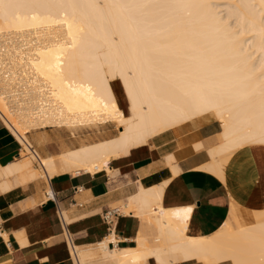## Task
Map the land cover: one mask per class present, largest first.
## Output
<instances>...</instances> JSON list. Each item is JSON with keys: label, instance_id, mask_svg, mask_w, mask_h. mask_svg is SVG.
I'll use <instances>...</instances> for the list:
<instances>
[{"label": "bare ground", "instance_id": "6f19581e", "mask_svg": "<svg viewBox=\"0 0 264 264\" xmlns=\"http://www.w3.org/2000/svg\"><path fill=\"white\" fill-rule=\"evenodd\" d=\"M207 117L220 132L202 169L227 182L230 158L248 149L264 171V0H0V121L21 146L0 165L1 193L109 172L132 148ZM110 126L115 136L55 156L30 149L41 128L76 138ZM166 183L129 198L142 222L133 247H118L113 231L70 248L74 264H264V203L202 235L187 207L162 205Z\"/></svg>", "mask_w": 264, "mask_h": 264}, {"label": "crops", "instance_id": "0c3cea01", "mask_svg": "<svg viewBox=\"0 0 264 264\" xmlns=\"http://www.w3.org/2000/svg\"><path fill=\"white\" fill-rule=\"evenodd\" d=\"M61 130L41 128L29 133L28 138L41 157L55 156L64 148L77 147L61 135ZM219 132L220 126L213 118L194 120L132 148L129 155L113 159L108 164L109 172L65 173L46 184L38 180L28 187L0 192V264H74L65 232L76 247L98 243L113 231L118 247H133L142 222L135 215L136 208L129 205V198L138 194L140 186H158L164 181L162 205L188 208L191 227L202 235L242 221L264 203L263 188L259 189L264 171L248 149L230 158L227 182L202 169L212 160L209 149L216 145ZM20 149L19 142L0 121V165L17 160ZM170 163L177 170L175 174ZM48 187L54 199L45 197ZM58 208L63 211L66 228L57 217ZM113 209L119 211V216L109 233L102 217ZM109 247L114 248V244ZM184 263L198 264H177ZM146 264L155 263L150 259Z\"/></svg>", "mask_w": 264, "mask_h": 264}, {"label": "rangeland", "instance_id": "374dc122", "mask_svg": "<svg viewBox=\"0 0 264 264\" xmlns=\"http://www.w3.org/2000/svg\"><path fill=\"white\" fill-rule=\"evenodd\" d=\"M103 130V129H102ZM62 132H61V135L62 136H65V138H68L70 141H72V143H73V145L74 146H79L80 145V143L82 142V143H91V141H92V139H93V141L92 142H94V141H98V139L99 140H101L102 138L103 139H105V138H107V136L108 137H113V136H115L116 134H117V130L113 127V126H110V127H108V128H106V129H104L103 131H105V132H103V131H93V130H86V129H83L82 131L81 130H79V132L77 131L76 132V134H75V136H76V138L74 137V138H72L70 135H69V132H67V131H65V130H61ZM86 131V132H85ZM89 131V132H88ZM83 132V133H82ZM99 132V135H97V133ZM79 133V134H78ZM93 133V134H92ZM96 133V134H95ZM102 133H104V134H106V135H102ZM109 133V134H108ZM89 134V137H91V138H89L87 135ZM108 134V135H107ZM82 135V136H81ZM85 135V136H84ZM92 135H93V137H92ZM79 136V137H78ZM96 136V137H95ZM98 136V137H97ZM99 136H100V138H99ZM105 136V137H104ZM85 139H84V138ZM102 137V138H101ZM79 138H81L80 140H79ZM90 140V141H88V140ZM95 139V140H94ZM83 140V141H82ZM86 140V141H85ZM79 141H81V142H79ZM32 143V142H31ZM32 145H33V147H34V149L38 152V149L36 148V146L32 143ZM39 153V152H38ZM19 158H20V155L18 156ZM40 181H42L43 183H45L46 184V182L44 181V180H40Z\"/></svg>", "mask_w": 264, "mask_h": 264}, {"label": "built area", "instance_id": "2783aa9c", "mask_svg": "<svg viewBox=\"0 0 264 264\" xmlns=\"http://www.w3.org/2000/svg\"><path fill=\"white\" fill-rule=\"evenodd\" d=\"M30 149H31L33 155L34 156H37L34 147H30ZM45 196L47 197V199H54V196H53L52 192L51 193H46ZM56 214H57V217H58L61 225L63 226V228H66V224L67 223L64 220L63 211H61L58 208ZM118 216H119V211L117 209H113V210H110V211H106L103 214V217L102 218H103V221L108 226L109 233L112 232L111 228L113 229L114 219H116ZM65 243H66L67 248H68V250L70 252V248H74V244H73V241H72L71 236L68 233H66V232H65ZM108 245H112L113 246V243H109ZM70 255H71V253H70Z\"/></svg>", "mask_w": 264, "mask_h": 264}]
</instances>
